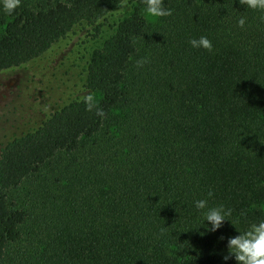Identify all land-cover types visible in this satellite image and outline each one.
Instances as JSON below:
<instances>
[{
  "label": "trees",
  "instance_id": "1",
  "mask_svg": "<svg viewBox=\"0 0 264 264\" xmlns=\"http://www.w3.org/2000/svg\"><path fill=\"white\" fill-rule=\"evenodd\" d=\"M127 2L85 68L105 116L82 97L0 142V264H224L227 237L264 219V11L164 0L172 15L149 20L141 0ZM119 4L46 0L6 14L0 73L78 25L96 39ZM202 35L211 51L190 45ZM30 180L33 212L12 195ZM198 199L232 209L222 229L205 231Z\"/></svg>",
  "mask_w": 264,
  "mask_h": 264
},
{
  "label": "rangeland",
  "instance_id": "2",
  "mask_svg": "<svg viewBox=\"0 0 264 264\" xmlns=\"http://www.w3.org/2000/svg\"><path fill=\"white\" fill-rule=\"evenodd\" d=\"M45 1L22 0L21 6L35 8ZM131 6L127 2L123 11L118 6L108 15L102 22L101 34L96 39L89 36L88 26L78 25L39 58L21 68L0 73V142L34 129L52 111L88 94L84 88V80L90 54L112 34L111 26L131 12ZM5 17L0 6V21ZM2 29L0 24V34ZM136 44L138 56H141L145 43L137 40ZM34 181L24 183L12 194L15 202L29 212H33L32 205L39 189Z\"/></svg>",
  "mask_w": 264,
  "mask_h": 264
},
{
  "label": "clouds",
  "instance_id": "3",
  "mask_svg": "<svg viewBox=\"0 0 264 264\" xmlns=\"http://www.w3.org/2000/svg\"><path fill=\"white\" fill-rule=\"evenodd\" d=\"M144 4L143 12L146 17H167L171 16L173 10L165 8L164 0H141ZM240 4L246 8L264 11V0H239ZM22 0H0L5 14H12L16 9L21 7ZM127 6V0H120L119 7L121 11ZM246 18L241 16L237 21L240 28H244ZM193 48H204L212 50V41L207 36H200L189 41ZM149 62L148 57L138 60L137 67H141ZM83 103L87 111L96 110L95 114L104 117L105 112L99 107V102L94 94L89 93L83 97ZM208 196H212L209 191ZM194 206L201 212L203 217V227L206 232H216L224 227L226 221L232 216V209L226 207L223 203L209 207L208 199H198L194 201ZM164 229H161V233ZM238 234L227 237V253L222 256L224 264H228L230 260H235L236 264H264V219L249 223L243 231H237ZM223 239V237H221Z\"/></svg>",
  "mask_w": 264,
  "mask_h": 264
}]
</instances>
